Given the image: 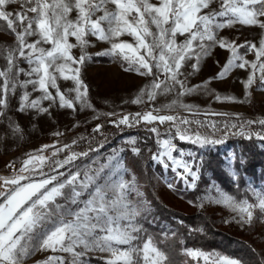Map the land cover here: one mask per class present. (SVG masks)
Segmentation results:
<instances>
[{"label": "snow or ice", "instance_id": "obj_1", "mask_svg": "<svg viewBox=\"0 0 264 264\" xmlns=\"http://www.w3.org/2000/svg\"><path fill=\"white\" fill-rule=\"evenodd\" d=\"M212 2L0 0V21L4 22L6 30L15 40L13 47L0 49V56L5 60L3 67H0V117L6 115L9 97L18 89L23 90L19 96L18 110L21 112L32 109L47 113L53 105L73 111L77 104L82 109L92 108L87 98V85L80 76V66L90 59L86 52L90 44L88 37L106 41L110 48L97 55L119 57L128 65L125 71L153 77L150 84L140 89L132 103L143 104L145 98L154 101L158 95L176 92V98L170 104L143 113L126 114L112 123L134 127L141 122L147 125L171 122V127L175 128L174 135L166 133L162 136L155 126L148 129L156 134L159 148L153 153L152 160L165 169L170 167L188 187L195 188L199 168L193 170L192 163L185 159L186 154L177 148L173 140L178 138L201 147L222 143L223 140L190 132L185 127L200 121L160 114L177 107L192 112L194 106L184 104L180 98L206 89V84L187 87L186 77L181 79L184 77L181 69L188 61L195 59L192 68L198 71L200 61L218 44L221 48H228L231 56L217 74V79L226 78L233 68L250 67L252 71L242 81L245 97L251 95L249 89L256 85L257 80L259 86L264 88V0H221L219 11L205 12ZM17 3L20 5L19 11L10 10L11 5ZM73 13L75 17L71 18ZM236 23L261 29L258 45L251 41L236 45L235 41L217 39L218 30ZM123 35L133 37L134 43L120 40ZM178 36H185V39L177 43ZM33 37L35 39L30 42L29 38ZM70 37L75 38V44L69 42ZM43 45L51 47L45 48ZM75 47L81 50L78 58L72 54ZM240 49L246 50L244 55L240 54ZM248 52L255 54V61L245 59ZM21 61L26 62L28 67H21ZM21 76L25 79L21 80ZM58 79L71 80L74 86L62 92ZM29 86L33 92L39 91L41 95L30 99ZM50 89H55V95ZM72 93L75 95H70ZM215 99L243 102L219 94ZM43 101L50 102L48 107L42 106ZM107 115L114 116L115 113ZM235 116L236 123H223L225 137L231 133L246 139L255 136L264 140V118L241 121L239 114ZM252 125H259V130H253ZM11 127L13 133L20 131L18 125ZM210 127L219 131L214 121ZM100 128L101 125H97L94 131L99 132ZM232 129L237 131L232 132ZM76 143V140L72 141V144ZM127 143L132 145L131 151L139 155L136 138L130 137ZM50 148L54 149L51 157L44 155L45 150ZM65 150L69 151L63 159H52ZM91 151L95 149L76 152L68 144L63 147L43 145L38 153H29L11 176H0V264H25L27 258L40 251H51L54 255L38 264H88L87 254L90 251L108 253L104 264H172L167 253L157 246L151 236L145 239L141 235V219L149 211V206L142 199H137L143 193L134 176L126 178L128 169L124 167L119 154L114 151L105 163L95 167L96 161L83 166L77 163L88 157ZM174 152L176 155H173ZM192 155L187 153L188 157ZM46 165L55 174L45 173L43 168ZM38 169L42 178L36 180L33 176ZM168 187L172 188L173 185L169 183ZM255 196V201L249 202L248 199L237 200L221 191L211 202L230 208L236 213L233 219L241 227H252L257 220L264 223V192L255 193ZM198 206L203 207V202ZM185 254L202 258L205 264H242L239 259L215 252L185 250Z\"/></svg>", "mask_w": 264, "mask_h": 264}, {"label": "rangeland", "instance_id": "obj_2", "mask_svg": "<svg viewBox=\"0 0 264 264\" xmlns=\"http://www.w3.org/2000/svg\"><path fill=\"white\" fill-rule=\"evenodd\" d=\"M152 2L158 3V0H152ZM220 3L221 0H213L210 8L204 11H219ZM19 9V3L10 7V10L19 11ZM74 17L75 13L72 14L71 18ZM261 31L256 26L236 23L231 27L218 30L217 39L224 38L229 42L235 41L236 45L243 44L245 41H251L258 45ZM33 39L35 37L29 38L30 42ZM88 39L90 44L86 48V52L90 59L80 66V76L87 85V98L92 108L82 109L77 104L76 110L73 111L53 105L47 113H38V111L32 109L21 112L18 110L19 96L23 90L18 89L15 94L9 97V107L6 115L0 117V176H11L10 164L14 160L23 162L28 158L29 153H38L43 145L55 144L56 147H63V145L68 144L71 145V150L76 152L88 151L89 148L95 149V151L89 152L88 157L77 161L81 166L90 164L92 161L97 162L93 167L100 163H105L107 158L115 151L122 159L124 167L128 169L126 178L131 179L134 176L140 191L143 193V196L137 199H142L149 206V211L144 213L141 219L143 226L141 235L145 239L147 236H151L162 250H164L163 242L168 244L179 240L177 235L175 236L174 233L169 231L171 226L166 220L161 221L164 229L162 226H156V222L160 217V214L155 213V208H157L155 200H158L168 206L170 211H183L189 214L199 212L209 215L221 229L251 240L264 258V223L257 220L252 227H241L233 219L236 213L223 204L211 202L221 191L232 195L237 200L248 199L249 202L255 201V193L264 192V172L261 167L259 166L258 168V170L260 169L259 174L256 173L254 176L246 172L247 163L245 158H243L244 155H241V150H238L240 145L237 141H240V135L229 133L225 137L223 130L225 121L237 122L235 114H239L241 121L264 118V88L259 86V80H257L256 85L249 89L251 95L247 98L245 97V88L242 81L247 79L252 71L251 68H233L226 78L217 79V74L223 69L231 56L228 48H221L217 44L211 49L210 54L200 61L198 71H194L192 68L195 59L188 61L181 69L184 73V77H181V79L186 77L187 87L191 88L206 84V89L197 90L180 98L184 104L194 106L192 112L177 107L174 110H164L160 114L179 115L191 121H200L201 123L194 122L185 127H188L190 132H199L209 136L211 139L223 140L222 143L209 144L204 147L188 141H181L178 138L173 140L177 148L183 150L186 154L185 159L192 163L193 170H196L197 167L199 168V179L195 182L196 187L191 188L176 173L172 172L170 167L165 169L161 164L153 161L152 158L145 163L143 158H139L138 155L131 151L132 145L127 143L130 137H135V146L138 147L139 136L134 131L140 126H145L148 129L155 126L162 136L166 133L174 135L175 128L171 127V122H166L163 125L158 122L152 125H144L141 122L136 127L122 125L123 127H119L109 133H106L104 131L105 127L102 128L101 126L99 132L104 134L103 136H99L100 134L94 131L97 125H101L108 118L118 120L126 114L143 113L152 108L170 104L176 98V92L158 95L154 101H147L145 98L146 102L143 104L132 103L140 89L150 84L153 77L142 76L135 71H125L128 65L119 57L97 55V53L110 48V44L91 36ZM119 39L134 43L133 37L129 35H123ZM184 39L185 36H178L177 43L182 42ZM69 42L75 44V38L70 37ZM14 45V36L0 28V49H7ZM43 47L50 48L51 45H43ZM239 51L240 54L244 55L246 50L240 49ZM72 54L78 58L81 54L80 48H73ZM107 57L109 59H105ZM245 59L253 62L256 57L253 52H248L245 55ZM4 64L5 60L3 56H0V67H3ZM20 66L28 67L26 62L23 61L20 62ZM189 73L191 74L189 75ZM257 76H259V72H257ZM20 79L23 80L25 77L21 76ZM57 83L62 92L74 86L71 80L58 79ZM27 91L31 93L30 99H36L41 95L39 91L33 92L31 86L28 87ZM50 91L55 95V89H50ZM217 94L235 97L237 101L243 102L217 101L215 99ZM70 95L74 96L75 94L72 93ZM49 103V101H43L42 106L48 107ZM108 113H115V115L109 116L107 115ZM213 113H229L232 115L220 116L213 115ZM213 121L218 125L219 131H214L210 127V123ZM10 125H18L20 131L13 133ZM259 128V125H252L253 130H259ZM236 131L237 129H232V132ZM57 132L63 133V135H54ZM153 137L156 142V134L153 133ZM73 140H76L77 143L72 144ZM256 142L258 145L264 146V140L257 139ZM138 148L140 149V147ZM158 150L156 143V149L152 152V155ZM52 151L54 149L50 148L45 150L43 154L51 157ZM68 151L60 152L52 159H63L68 154ZM187 153H192L193 155L188 157ZM173 155H176V153L174 152ZM210 155L211 157H209ZM49 163H51V160ZM216 166L220 168V177L224 174L232 181L233 189L219 179V175L216 173ZM39 171L38 169L33 179L39 180L42 178L38 174ZM43 171L49 175L55 174L51 172L47 165L43 168ZM59 171L65 172L66 169H59ZM241 178L245 180L243 184L241 183ZM189 180H191V177H189ZM169 183L173 185L172 188L168 187ZM84 198L87 197L85 196ZM189 201L192 203H189ZM201 202H203V207L198 206ZM136 243H139V241ZM185 250H202L206 253L215 252L235 258L218 250L211 251L188 246L184 247V254ZM51 255H54L51 251L37 252L27 258L25 264H38V262L44 261ZM55 255L67 256V254L63 253H55ZM107 257L108 253L90 251L87 254L88 264H104V260ZM184 258V264L192 262L205 264L202 258H193L186 254Z\"/></svg>", "mask_w": 264, "mask_h": 264}, {"label": "trees", "instance_id": "obj_3", "mask_svg": "<svg viewBox=\"0 0 264 264\" xmlns=\"http://www.w3.org/2000/svg\"><path fill=\"white\" fill-rule=\"evenodd\" d=\"M0 28L8 32L6 30V25L2 21H0ZM105 59H109V57ZM114 120L116 119L108 118L104 120L101 124L102 128L112 125V121ZM134 132H136L139 136L137 146L140 147L141 157L140 155H138V157L143 158L146 163L151 160L152 152L156 149V142L154 140L153 133L145 126H140ZM97 133L100 134V132ZM103 135L104 134H100L99 136ZM239 140L240 141H237L240 145L238 150H241V155H244L243 158H245V162L247 163L246 172L251 176L256 175V173L259 174V166L264 172V146L257 144V138L255 136H253L252 139H246L245 137L240 136ZM209 157H211V155ZM219 169L220 168L216 166V173L219 175V179L222 180L229 188L233 189L232 181H230L224 174L220 177ZM244 181L245 180L241 178L242 184ZM155 203H157L155 213L160 214V217L156 222V226L163 227L161 221L166 220L171 226L169 231L179 237V240L174 243L170 242L167 244L163 242L164 250L168 252L167 254L172 264L185 263L184 247L188 246L199 247L211 251L218 250L221 253L238 258L242 261V264H264L262 253L259 252L258 248L251 240L246 237L236 235L228 230L221 229L209 215L199 212L189 214L183 211H170L169 207L164 205L162 202L155 200ZM190 264L201 263L192 262Z\"/></svg>", "mask_w": 264, "mask_h": 264}, {"label": "built area", "instance_id": "obj_4", "mask_svg": "<svg viewBox=\"0 0 264 264\" xmlns=\"http://www.w3.org/2000/svg\"><path fill=\"white\" fill-rule=\"evenodd\" d=\"M143 125V124H142ZM145 125V123H144ZM137 126V125H136ZM135 126V127H136ZM119 127H123L122 125L120 126H117L115 123H113L112 125H108L104 128V131L106 133H109L111 132L112 130L114 129H117ZM10 172L13 174L15 170H17L21 165H22V162L20 160H14L11 164H10Z\"/></svg>", "mask_w": 264, "mask_h": 264}]
</instances>
